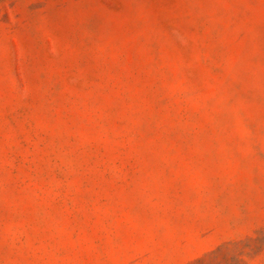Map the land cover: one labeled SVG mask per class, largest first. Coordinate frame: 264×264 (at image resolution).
<instances>
[{"label": "rangeland", "instance_id": "rangeland-1", "mask_svg": "<svg viewBox=\"0 0 264 264\" xmlns=\"http://www.w3.org/2000/svg\"><path fill=\"white\" fill-rule=\"evenodd\" d=\"M0 264H264V0H0Z\"/></svg>", "mask_w": 264, "mask_h": 264}]
</instances>
